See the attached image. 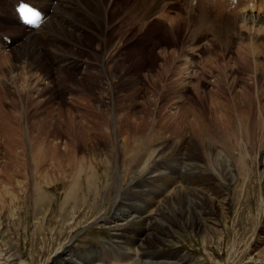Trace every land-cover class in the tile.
Returning <instances> with one entry per match:
<instances>
[{"label": "rangeland", "instance_id": "rangeland-1", "mask_svg": "<svg viewBox=\"0 0 264 264\" xmlns=\"http://www.w3.org/2000/svg\"><path fill=\"white\" fill-rule=\"evenodd\" d=\"M8 1L0 7L7 8ZM179 1L185 5L169 23L164 16L171 13L168 7L153 9L145 21L152 8H141L143 0L137 14L114 9L107 22L115 23L104 31L77 3L64 0V32L56 29L50 39L40 36L20 64L0 52V90L6 88V96L0 95V264H54L57 251L81 228L71 254L88 258L104 250L110 239L106 221L114 209L108 189L114 165L128 175L122 182L127 199L136 166L128 156L121 163L114 136L126 144L148 138L142 139L145 145L139 141L143 150L138 147L135 153L140 165L153 166V173L167 175L165 180L180 181L183 191L199 188L198 195H208L209 201L200 200L212 214L211 199H229L227 218L213 215L218 237L167 220L173 231L161 234L164 244L148 250L151 260L180 254L188 259L183 264H264V28L257 35L239 30L232 17L241 12L235 0L221 6V0ZM206 14L212 21L208 26L201 24ZM248 33L254 39L247 40ZM98 36H105L104 45ZM49 54L73 55L80 64L53 69ZM102 56L103 70L97 65ZM70 128L72 132L65 131ZM81 165L94 170L93 184L80 177ZM187 167L200 170L202 178L190 182L178 177ZM68 175L77 177L78 184H69ZM131 201L142 205L147 197ZM98 213L106 217L104 223H88Z\"/></svg>", "mask_w": 264, "mask_h": 264}, {"label": "bare ground", "instance_id": "bare-ground-1", "mask_svg": "<svg viewBox=\"0 0 264 264\" xmlns=\"http://www.w3.org/2000/svg\"><path fill=\"white\" fill-rule=\"evenodd\" d=\"M15 1L16 0H9L7 8L5 6L0 7V34H1L0 35V43L5 44L8 47H10L9 51L8 50L7 51H3V53L5 52V55L8 56V57L9 56L13 57L15 59V61L18 64H20V63H23L26 60V57H25L26 56V52H33L35 50V48L33 46L34 45L33 43H35L39 38H41V37H42L41 39H43V38H47V39L53 38L56 34H58V31L56 29H58L60 31V30H62L64 28L63 26H61V21L64 19L65 14L60 12V8L64 4V0H57L55 3H53V0H32V1H34V3L40 5L46 12H48L49 13V17L45 21H43V23L39 27H37L35 29H32V30L25 31V32H20L19 30L14 29L13 26H12V22H14V6L16 4ZM88 1L93 3L94 5L89 4L85 0H73V1L71 0L70 3H71V5L74 2L77 3L79 9L90 17V19L88 18L89 20L92 19V22L94 20V22H96L97 24L101 23L103 25L104 31L109 28V25L115 23L113 20H111V21L109 20L111 22V24H109V22H107L108 18L110 17V16L109 17L107 16L109 11H113L114 9H117L118 13L121 14L122 11H131V10H133L132 12L136 11L135 14H137V9L140 8L139 4L142 2V0H124V1L123 0H121V1L120 0H88ZM169 1H170V4L174 6V8L176 7L177 4H181L178 7V9L172 15H170V14L167 15V20L166 21H168V23L173 21V20H175L177 18V16H178L177 13L181 12V10L183 9V7L185 5L184 4L185 2L182 3L179 0H143L141 8L142 7H146V6H147L146 9L147 8H150V9L152 8V10H150L147 13V15L145 17V21H147V19L152 16L151 12L153 11V9L154 10H158V8L162 6V4H164L165 2H169ZM189 1L191 3L193 2L192 0H189ZM222 1L226 2V0L219 1V6H221V3H223ZM232 2L236 5V7H239L241 9L240 13L234 14L232 16L233 17V21L239 27L238 29L239 30H244L246 32L249 31V30H254V32H256V35H257V33H259L260 30L262 28H264V0H235V1H232ZM97 3H98V5H97ZM191 3L189 5H191ZM186 5H187V2H186ZM208 6H211V5H208ZM213 6L215 7V3H214ZM253 7H255L254 11H252L250 9L249 10H245L246 8H253ZM89 11L95 12L94 15L88 13ZM261 11H263V14L260 13ZM84 13H82V14H84ZM116 15L120 16L118 14H116ZM168 18H170V20H168ZM210 18H211L210 15L206 14L205 16H203V19L201 20V24L208 26L210 23H212V21L209 22ZM78 21L79 20H77V22ZM9 22L11 23V25H9ZM151 22L153 24L155 23L154 20H151ZM152 23H147V26H152L153 25ZM215 23H216V21H215ZM77 25H78V23H77ZM76 27L81 28L82 26H76ZM65 32H67V31H65ZM71 33H69V34H71ZM67 34H68V32H67ZM94 34H96V33H94ZM3 35H5L4 39L2 38ZM59 35H61V34H59ZM254 35L255 34L251 35V34L248 33L247 40L254 39ZM6 37H10L11 38L9 43L5 39ZM239 38L242 39L243 36H239ZM98 40L104 45L105 36L104 37L103 36H98ZM136 42H137V40H136ZM71 44H72V42H71ZM71 44H69V45H71ZM249 46L252 49V46L251 45H249ZM102 48L104 49V47H102ZM65 51H66V49H65ZM0 52H1V50H0ZM58 52H60V51H58ZM107 52H109V51H107ZM247 53H248V51H247ZM45 55H47V54H45ZM106 56H107V53H106ZM105 57L102 56L97 61V65L102 70H103V66H104L103 62H105V60H106ZM27 58H28V56H27ZM36 58H37V56H36ZM78 59L79 58H77V57H75L73 55H69V54H57V55H54L51 58V62H49V64H51V63L53 64V62L55 63L56 67H53V69H56V68L60 69L62 67V65H65V66H67V68H69L72 65L74 67V65L80 64V62H79L80 59L77 62ZM84 62L85 61L82 60L81 64L84 63ZM10 66L12 67L11 62H10ZM10 66H9V68H10ZM15 66H14V68H15ZM17 66H19V65H17ZM26 66H27V64H26ZM20 67H21V65H20ZM27 67H29V65ZM30 67H31V65H30ZM76 67H78V66H76ZM76 67L74 69H76ZM0 68H1V66H0ZM15 69H17V71H18V67L15 68ZM15 69L13 71L14 73H16ZM24 69L26 70V68H24ZM12 70H13V68H12ZM12 70H11L10 74L13 73ZM21 70H19V72ZM29 70H31V69H29ZM55 71H54V73H55ZM7 73H9V71ZM58 73H60V72H58ZM109 73L111 75V78L115 76V72L113 70H111ZM10 74H8V75L10 76ZM61 74L63 75L64 73H61ZM46 75H47V73H46ZM34 76H35V74H34ZM12 77H13V75H12ZM31 77H33V76H31ZM36 79H37V77H36ZM41 79H42V77H41ZM28 81H29V78H28ZM48 81H47V84H48ZM42 83H43V81H42ZM6 84H8V83H6ZM25 88H28V87H25ZM0 92H2V91L0 90ZM2 93L3 94L0 93V95H2V96L5 95L6 96V88L5 87H4ZM68 93H69V96H70L71 92L68 91ZM2 96H0V98H1L0 101H2V99H3ZM19 101H20V99H19ZM238 122H240V121H238ZM238 122H236V123L238 124ZM239 127H240V125H238V129H237L238 132H239V129H240ZM236 128L237 127H235V131H236ZM68 130L65 129V131H67L68 133L72 132L71 128L68 129ZM137 131H138V129H137ZM113 134H114V132H113ZM226 135H227V133H226ZM231 135H232V133H231ZM116 137L114 136V139H112V140H115V141L117 140L115 142L114 148H115L116 151H119V153L121 154V158H120L121 163L123 161H125L124 158L127 157V156L129 157V159L127 161H133V162L135 161V163H136V166H133L134 170L131 169L132 173H133V178L131 177V175H132L131 172H129V170H128L129 175L131 174L130 177L132 178V180L129 183L130 187L128 186V192L131 193L132 196H131L130 199H127V198H125L123 196V189H122L123 185H122V182H124V179L126 178L127 173L125 175V171L124 170L121 171L119 169V166H117V164L115 163V165H114L115 169L113 170V173L110 176V184L108 185V189L110 191H112V195L110 193L109 194L112 196V200L114 202L112 205H113L114 209H113V213H112L111 219L107 218L108 221H106V224H107L106 226L109 229L108 232H109V236H110V239H109V241L107 243V246H103L104 250H99V251L96 250V253L94 255L88 257V258H78L77 259L76 257H78L79 254H77V252H73L71 254L69 251L71 249L70 247H71V245L73 243V239L75 238V236L80 235L79 233L82 231V228L78 229V231L76 233L72 234V236L63 244L62 249L57 251L56 255L57 256L59 255V256L57 258V262H55L54 264H183L186 261L187 258L184 255H180V254H172L171 256H164V259L157 260V262H155V260L154 261L151 260V258L153 256H151V255L148 256V253H149L148 250L150 248H153L154 246H157L158 244L162 245V244L165 243L166 239L161 234H165L166 233V234L169 235V233L173 231V230H171L172 228L169 225H167L165 222H167V220H172L174 222H178V223L182 224V221H183L186 225H188V226H190V227H192V228H194L196 230L203 231L209 238L212 237L214 232H216V234H214V235H217V237H218V233L219 232H217L218 230H216L217 223H216L213 215L222 217L224 219L227 218V214L226 213H227V209L229 207V204H228L227 200H229V199L227 197H220V198L217 197V198L211 199L212 201L215 200L214 201V207L216 208V211H214V214H212L211 213V211H212L211 209L212 208L209 209V207L208 208L205 207L206 205L204 206V202H202L200 200V199H207L208 200V198H207L208 195L205 196V193H203V191H202L203 194L200 193V195H198L199 192L197 194V190L199 188L197 189V188H193V187L192 188L188 187L189 189L187 190V192L183 191L184 187H181L180 181H168V180H165L167 178V175L165 177H161V176H159L161 173H159V172L153 173V170H152L153 166L151 167V169L148 168L149 166L145 169L144 168L145 164L142 165V166L140 165L142 163L141 158H140L141 156L138 153V155L140 157H138V159H137V157H135V153H136L137 149H139V148H140L139 149L140 151L143 150V148H141L142 147V143H144V141H142V139L145 140V138L142 137V139H139V138L137 139V140L142 142L140 144L141 147H139V144H138V143H140L139 141L131 140V144H126L124 142L125 140L123 141L121 139V140L118 141V138H116ZM123 138H124V136H123ZM229 138H230V136H229ZM225 140H226V138H225ZM145 141H148V138ZM227 141H228V139H227ZM218 142H219V140H218ZM219 143H221V141ZM224 144H225V142H224ZM144 145H145V143H144ZM150 152H151V150H150ZM147 153H149V152H147ZM116 154H117V152H116ZM144 154L142 153V155H144ZM136 156H137V154H136ZM146 156H147V154H146ZM150 156H153V153ZM143 162H145V161H143ZM150 164H152V163H149V164H146V165H150ZM131 166L132 165H130V168H131ZM84 167H85L84 165H81L78 168V173L80 174V177L83 176L84 181L87 184H90V183H92V181L94 179V174H93L94 170L90 169L89 167H85V168H88V171L83 172L82 168H84ZM135 167H136V170H135ZM191 169L188 168L187 171L182 172L183 174L179 172L180 175L178 174L179 175L178 177H181V179L184 178L185 179L184 181H190V182L191 181H196L195 179L197 178V176L198 175L201 176L202 173L199 172L200 171L199 169H198L199 171H196L194 169L191 170ZM163 173H165V172H163ZM227 173L229 174V172H227ZM79 174L77 176H79ZM204 174L205 173H203V175ZM68 176H70V175H68ZM207 176L206 177L203 176V177H205L207 179ZM215 176L216 175H214V177ZM64 178H66V176H64ZM70 178H71V183H69V184H72L73 180H75L74 185L78 184L76 182V179H78L77 177L70 176ZM200 178H202V176ZM160 179H164L165 182L163 184L161 183V185H155L154 182H156V181H158ZM209 181H206V182H209ZM198 182H200V181H198ZM210 182H212V181H210ZM203 184H205V183L203 182ZM206 185H208V184L206 183ZM105 186H107V185H105V182H102L101 185H100V188L102 190H104V188L106 189ZM168 187H171L170 190H172V191L169 194H166V189ZM206 187H204V189ZM167 192H168V190H167ZM140 195L143 196V197H147V201L144 204L141 205L137 201H131L135 196H140ZM148 196H150V197H148ZM190 196L191 197L194 196V198L195 197L199 198V201H198L197 198H196L197 200H195V201H194V198H193V200L190 199ZM212 201H210V202L212 203ZM169 206H170V208H169ZM189 210H190V216H189ZM177 212H179V213H177ZM105 219H106V217H101L99 215V213H98L95 216H93L88 223L102 222ZM103 223H104V221H103ZM261 248H263V247H261ZM66 251H68V252H66ZM62 253L65 254V255H62ZM75 253L78 256H76ZM154 258H157V257H154ZM257 259H258V257H257ZM252 260L256 261V256H255V259L253 258ZM18 264H23V263L22 262H18Z\"/></svg>", "mask_w": 264, "mask_h": 264}, {"label": "snow or ice", "instance_id": "snow-or-ice-1", "mask_svg": "<svg viewBox=\"0 0 264 264\" xmlns=\"http://www.w3.org/2000/svg\"><path fill=\"white\" fill-rule=\"evenodd\" d=\"M29 11V12H32V14L38 19L40 18V13L38 11H33L32 9L30 8H27V6L25 5H21L20 9H18V11Z\"/></svg>", "mask_w": 264, "mask_h": 264}]
</instances>
